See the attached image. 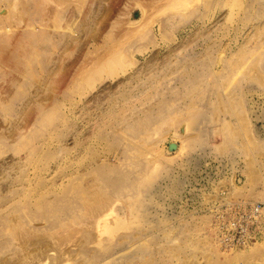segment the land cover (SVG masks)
I'll return each mask as SVG.
<instances>
[{"label": "rangeland", "instance_id": "1", "mask_svg": "<svg viewBox=\"0 0 264 264\" xmlns=\"http://www.w3.org/2000/svg\"><path fill=\"white\" fill-rule=\"evenodd\" d=\"M98 1L67 49L55 0H0V264H264L212 212L264 203V0Z\"/></svg>", "mask_w": 264, "mask_h": 264}, {"label": "bare ground", "instance_id": "2", "mask_svg": "<svg viewBox=\"0 0 264 264\" xmlns=\"http://www.w3.org/2000/svg\"><path fill=\"white\" fill-rule=\"evenodd\" d=\"M57 1V2H56ZM119 0H116V2H118ZM67 2H72L71 0H55V3L56 5H52L50 4L48 7H46L45 9V12L44 14L42 15L43 19H49V18H64V23L66 24V28L64 29L66 31V39H65V42L63 44L64 47H68L67 49H70V45L72 44H75V42H77L78 40V34H79V31H75L73 27H71V23L73 24V22L76 23L77 27L79 28L80 32H81V26L82 24L84 25V33L87 32V36L88 34L92 35L94 34V36H96L99 32L100 29L103 28L105 22L108 20V18H110V16L112 15L113 13V10H114V6L111 5L110 2H108L107 4H102L101 1H98L100 3H97V5L95 7H91L88 12L86 13L85 12V3H86V0H78L77 1V6L70 10L68 8H66L68 5L66 4ZM112 2H115L114 0H112ZM157 2V0H127L126 3L124 4L123 6V10L125 11L124 14L125 15H130L131 12H132V9L134 7H139L141 8V11L143 12L141 15H145L144 12L146 10V6L149 5V4H155ZM67 5V6H65ZM133 7V8H132ZM3 12V11H2ZM7 15H8V12H7ZM115 15V14H114ZM80 18H83V21L81 23L80 21ZM77 19V20H76ZM100 20V22H99ZM45 24V23H44ZM46 25V24H45ZM94 25H95V28H94ZM34 25H31V27L33 28ZM35 27V26H34ZM36 30V28H34ZM92 37V36H91ZM80 45H78V43H76V46L81 49L82 48V45L83 43H79ZM7 47H9V45L7 44ZM81 47V48H80ZM72 48V46H71ZM73 49H74V46H73ZM65 58V57H64ZM77 58V57H76ZM72 62V61H71ZM69 63V62H68ZM58 65V64H57ZM60 65V64H59ZM68 65V64H67ZM57 67V66H56ZM59 66L57 67V73H58V78L61 79V77L64 75L65 73V69H66V65H64L63 63L60 65V68L58 70ZM53 70V69H52ZM68 70V69H67ZM55 71V70H53ZM53 74V73H52ZM50 75V74H49ZM64 78V76L62 77ZM59 79V80H60ZM47 80V79H46ZM58 80V79H57ZM56 81V80H55ZM45 83V82H44ZM60 83V82H59ZM53 86V85H52ZM97 207L93 209V216L97 219L95 222H96V228H98L99 232H102V233H109L112 231L113 227H116L118 225V222L119 220L116 219L115 220V223H113V226L111 224L108 225V223H103L102 220L99 218L100 216L103 217V212L105 211V209H107V204L106 202H102V201H97ZM92 206V205H91ZM87 208V207H86ZM87 210V209H86ZM90 210V209H88ZM93 222V221H92ZM110 223V222H109ZM65 230V229H63ZM74 230V229H73ZM72 230V231H73ZM23 231V230H22ZM21 231V232H22ZM67 231V230H66ZM71 231V230H70ZM80 231V230H79ZM58 232H61L58 231ZM18 233V232H17ZM23 233V232H22ZM20 233V234H22ZM33 233V232H32ZM77 233V232H75ZM24 234V233H23ZM22 234V235H23ZM31 235V233H29ZM28 234V237L29 240H31V238L33 239V237L35 236H29ZM34 234V233H33ZM61 235L63 234V231L62 233H60ZM74 234V233H73ZM35 235V234H34ZM55 235V233L53 234ZM69 234H67L68 236ZM57 236V235H56ZM56 236H52V238H56ZM65 236V235H64ZM63 235L60 236L62 238V240L65 238ZM72 236V235H69V237ZM39 237V236H38ZM37 237V238H38ZM48 237V236H46ZM59 237V236H57ZM59 237V238H60ZM20 238V237H19ZM25 238V240L27 239L26 237H22L21 239ZM36 238V237H35ZM40 238V237H39ZM43 239H45L44 237H41ZM40 238V239H41ZM60 238V240H61ZM40 241V240H39ZM43 242V240H41ZM45 241V240H44ZM92 241V240H91ZM51 242V241H50ZM21 243V242H20ZM22 244V243H21ZM33 244V243H32ZM43 244V243H42ZM52 244V243H50ZM56 244V243H55ZM54 244V245H55ZM58 244H59V240H58ZM54 245H51L52 247ZM48 246H49V243H48ZM47 246V247H48ZM50 246V247H51ZM59 246V245H58ZM42 247V246H41ZM61 247V245H60ZM44 248V247H43ZM54 248H57V246ZM46 249V248H45ZM34 251V250H33ZM47 251V249H46ZM46 251H43V253L45 254ZM50 251V250H49ZM89 251V249H88ZM37 252V251H36ZM35 252V254H36ZM48 252V251H47ZM33 253V252H32ZM38 253V252H37ZM43 253H40L41 256L43 255ZM47 254V253H46ZM18 255H20V253H18ZM17 255V256H18ZM33 255V254H32ZM39 255H37L38 257ZM47 256V255H46ZM58 256V255H57ZM72 256V255H71ZM15 257V256H14ZM30 257V256H28ZM60 257V256H59ZM19 258V257H18ZM36 258V256H35ZM38 259V258H36ZM40 259V258H39ZM38 259V260H39ZM64 259V258H63ZM9 260V259H8ZM37 260V261H38ZM39 262V261H38ZM37 262V263H38ZM29 263V262H28ZM32 263V262H31ZM36 263V262H35ZM61 263V262H60ZM21 264V263H20ZM33 264V263H32Z\"/></svg>", "mask_w": 264, "mask_h": 264}, {"label": "built area", "instance_id": "3", "mask_svg": "<svg viewBox=\"0 0 264 264\" xmlns=\"http://www.w3.org/2000/svg\"><path fill=\"white\" fill-rule=\"evenodd\" d=\"M217 242L225 251L246 249L264 232V203L223 201L212 208Z\"/></svg>", "mask_w": 264, "mask_h": 264}, {"label": "water", "instance_id": "4", "mask_svg": "<svg viewBox=\"0 0 264 264\" xmlns=\"http://www.w3.org/2000/svg\"><path fill=\"white\" fill-rule=\"evenodd\" d=\"M176 148H177L176 145H174V144L170 145V149H171V150H175Z\"/></svg>", "mask_w": 264, "mask_h": 264}]
</instances>
